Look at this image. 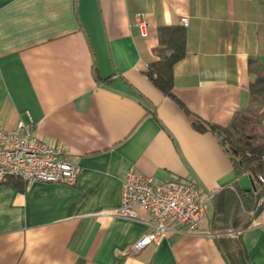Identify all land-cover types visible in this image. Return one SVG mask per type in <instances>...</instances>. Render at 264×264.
<instances>
[{
    "label": "crops",
    "instance_id": "1",
    "mask_svg": "<svg viewBox=\"0 0 264 264\" xmlns=\"http://www.w3.org/2000/svg\"><path fill=\"white\" fill-rule=\"evenodd\" d=\"M182 16L170 98L145 72L158 27ZM250 60L264 67V0H0V126L30 116L32 136L81 169L74 186L0 183V264H230L217 238L175 226L136 251L148 228L116 211L130 169L192 180L203 195L238 187L216 132L193 122L224 128L250 107ZM207 203L199 229L219 232ZM240 242L249 264H264V211Z\"/></svg>",
    "mask_w": 264,
    "mask_h": 264
},
{
    "label": "built area",
    "instance_id": "2",
    "mask_svg": "<svg viewBox=\"0 0 264 264\" xmlns=\"http://www.w3.org/2000/svg\"><path fill=\"white\" fill-rule=\"evenodd\" d=\"M135 25L145 35V19L137 14ZM180 25L187 27L188 19L180 18ZM33 122H18L14 130L0 126V183L8 178H16L24 184L53 183L74 186L81 169L64 157L61 144L37 140L32 136ZM264 187V174L256 178ZM214 194L203 195L196 183L187 179H175L155 183L152 178L130 169L122 181L121 205L116 215L140 222L148 228L134 244L141 251L150 244H158L175 227L184 228L186 234L219 238L240 236L244 229L225 232H208L199 229L205 204ZM264 203L259 199L256 209L248 213L253 216ZM142 208L145 215L138 212Z\"/></svg>",
    "mask_w": 264,
    "mask_h": 264
},
{
    "label": "trees",
    "instance_id": "3",
    "mask_svg": "<svg viewBox=\"0 0 264 264\" xmlns=\"http://www.w3.org/2000/svg\"><path fill=\"white\" fill-rule=\"evenodd\" d=\"M153 52L156 59L148 65L145 75L163 95L173 98V68L185 56L184 28L159 26L158 45ZM249 72L252 81L249 85L250 107L246 111L235 113L224 128L213 125L206 127L199 120L193 122V127L198 132L206 129L220 131L219 138L225 139L223 146L230 155L235 173L240 178L248 175L255 182L254 178L256 180L258 175L264 174V111L258 114L260 105H264V67L257 60H250ZM257 123L261 126L254 128ZM256 184L254 191L238 185L213 195V222L217 231L246 229L256 215L264 211L262 203L253 216L248 215L247 222H242L241 210L253 212L259 199L264 197V187L259 189L257 180ZM240 236L217 238L216 242L223 248L230 264H249Z\"/></svg>",
    "mask_w": 264,
    "mask_h": 264
},
{
    "label": "water",
    "instance_id": "4",
    "mask_svg": "<svg viewBox=\"0 0 264 264\" xmlns=\"http://www.w3.org/2000/svg\"><path fill=\"white\" fill-rule=\"evenodd\" d=\"M216 134L218 137H221L220 131H217ZM220 142L222 145H225V139L224 138H220ZM239 185L242 189H245V190H255L254 182L248 175L242 176L239 179Z\"/></svg>",
    "mask_w": 264,
    "mask_h": 264
},
{
    "label": "rangeland",
    "instance_id": "5",
    "mask_svg": "<svg viewBox=\"0 0 264 264\" xmlns=\"http://www.w3.org/2000/svg\"><path fill=\"white\" fill-rule=\"evenodd\" d=\"M258 110H259L258 114H260L262 111H264V105L261 104ZM260 126H261L260 123H257L256 125H254V128H257V127H260ZM205 207L207 208V212L210 213L211 212V205L206 203ZM219 232L222 233V232H225V231H219ZM223 237H225V236H223Z\"/></svg>",
    "mask_w": 264,
    "mask_h": 264
}]
</instances>
